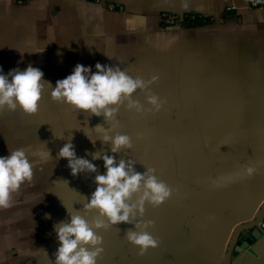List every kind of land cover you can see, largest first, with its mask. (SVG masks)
<instances>
[{"label": "crops", "instance_id": "obj_1", "mask_svg": "<svg viewBox=\"0 0 264 264\" xmlns=\"http://www.w3.org/2000/svg\"><path fill=\"white\" fill-rule=\"evenodd\" d=\"M166 13L183 19L166 24ZM97 61L146 80L156 75L150 90L163 106L149 111L140 90L133 99L143 113L121 104L115 131L130 135L132 147L115 154L110 142L93 144L82 130L96 139L89 127L111 123L55 101L48 89L35 114L0 110V156L23 147L33 163L31 180L0 208V264H55L54 224L69 218L67 208L85 214L105 168L95 160L96 172L72 175L57 156L65 143L57 136L71 135L78 156L107 153L141 173L153 168L172 189L133 223L97 230L104 248L98 264H225L237 227L264 204V8L251 0H0L5 73L32 64L54 86L75 64L95 70ZM248 166L252 175L243 171ZM86 215L91 221L97 211ZM139 219L154 221L148 231L158 240L143 254L125 235ZM251 247L255 254L230 264H264V235Z\"/></svg>", "mask_w": 264, "mask_h": 264}, {"label": "clouds", "instance_id": "obj_2", "mask_svg": "<svg viewBox=\"0 0 264 264\" xmlns=\"http://www.w3.org/2000/svg\"><path fill=\"white\" fill-rule=\"evenodd\" d=\"M93 66L77 63L64 78L52 82L44 79L41 68L29 64L26 68L10 69L5 73L0 66V110L9 111L22 109L27 114H35L39 108L45 89L50 90L51 97L60 103H66L91 115L103 116L106 122L112 124L105 128L103 124L89 127L94 130L97 138L93 139L83 128L89 140L95 144L97 139L111 143L112 153L121 148L132 147V137L127 133L115 131L118 127L116 116L119 106L127 101L126 107L143 113L145 106L133 99L137 90L147 92L146 100L149 111H159L162 101L152 94L150 85L158 77L153 75L146 80L142 76H132L118 64H105L97 61ZM62 138L65 143L59 149L58 158H65L72 175L84 172H96L93 161L103 160L105 172L95 176L96 188L90 198L84 203V215L80 211L72 213L67 208L69 218L54 224L59 245L54 253L55 264H98V259L104 252L103 237L98 229L107 230L120 223H133L137 215L143 217L145 205L159 206L170 198L172 189L161 180L153 168L141 173L136 171L131 161L120 159L115 155L95 152L92 159L78 156L73 144V136ZM51 155V151L47 153ZM252 175L255 169L248 166L243 170ZM33 163L28 152L23 147L9 150L8 155L0 156V208L10 206L12 193L20 185L31 180ZM136 196L135 202L132 201ZM96 210L97 215L91 221L86 213ZM50 218V214L46 213ZM154 221L136 220L134 227L125 232L127 240L137 246L139 253H145L149 248H155L158 240L148 228Z\"/></svg>", "mask_w": 264, "mask_h": 264}, {"label": "water", "instance_id": "obj_3", "mask_svg": "<svg viewBox=\"0 0 264 264\" xmlns=\"http://www.w3.org/2000/svg\"><path fill=\"white\" fill-rule=\"evenodd\" d=\"M264 204L261 206L257 216L250 221L239 224L232 235L229 243L225 264H230L233 256L247 258L250 254H255L251 244L264 235Z\"/></svg>", "mask_w": 264, "mask_h": 264}, {"label": "built area", "instance_id": "obj_4", "mask_svg": "<svg viewBox=\"0 0 264 264\" xmlns=\"http://www.w3.org/2000/svg\"><path fill=\"white\" fill-rule=\"evenodd\" d=\"M86 1H91V2H94V3H98V4H102L104 3V0H86ZM114 5H108L109 8H114L113 7ZM251 7H255V8H264V0H251ZM183 18L179 17L178 15H175V14H169V13H166L165 16H164V21L166 24H174L176 22H178L179 20H182ZM198 19V15H195V14H190L188 15L187 17V20L190 22V23H196ZM263 226H264V223H263Z\"/></svg>", "mask_w": 264, "mask_h": 264}, {"label": "rangeland", "instance_id": "obj_5", "mask_svg": "<svg viewBox=\"0 0 264 264\" xmlns=\"http://www.w3.org/2000/svg\"><path fill=\"white\" fill-rule=\"evenodd\" d=\"M57 133V132H56ZM58 134V133H57ZM53 142V141H52ZM54 143V142H53Z\"/></svg>", "mask_w": 264, "mask_h": 264}]
</instances>
